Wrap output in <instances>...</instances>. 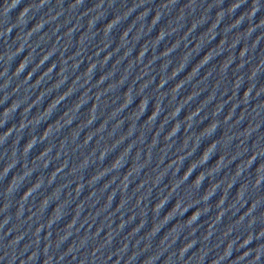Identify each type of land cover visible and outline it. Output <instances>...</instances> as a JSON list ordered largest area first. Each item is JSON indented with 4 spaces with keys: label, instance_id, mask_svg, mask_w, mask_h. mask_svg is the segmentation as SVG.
Returning <instances> with one entry per match:
<instances>
[{
    "label": "water",
    "instance_id": "obj_1",
    "mask_svg": "<svg viewBox=\"0 0 264 264\" xmlns=\"http://www.w3.org/2000/svg\"><path fill=\"white\" fill-rule=\"evenodd\" d=\"M0 264H264V0H0Z\"/></svg>",
    "mask_w": 264,
    "mask_h": 264
}]
</instances>
